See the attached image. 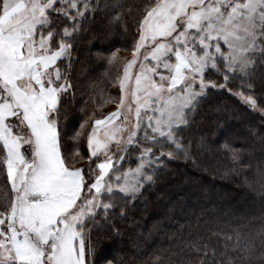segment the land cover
<instances>
[{
    "label": "snow or ice",
    "instance_id": "obj_1",
    "mask_svg": "<svg viewBox=\"0 0 264 264\" xmlns=\"http://www.w3.org/2000/svg\"><path fill=\"white\" fill-rule=\"evenodd\" d=\"M108 9L113 25L125 14L136 25L121 95L115 111L93 112L69 137L62 100L76 43L89 14ZM107 60L120 62L116 52ZM236 80L246 91L232 93ZM213 89L264 115V0H146L135 9L121 0H0V169L10 184L0 194V264H97L91 230L103 222L119 235L116 219L129 217L167 159L210 150L215 128L185 133L203 123ZM224 147L244 163V147ZM257 172L264 193V160ZM259 235L257 246L218 226L185 242L182 255L154 249L139 264H185V255L186 264H264V225Z\"/></svg>",
    "mask_w": 264,
    "mask_h": 264
},
{
    "label": "trees",
    "instance_id": "obj_2",
    "mask_svg": "<svg viewBox=\"0 0 264 264\" xmlns=\"http://www.w3.org/2000/svg\"><path fill=\"white\" fill-rule=\"evenodd\" d=\"M107 2L111 4L116 0ZM121 2L135 9L146 0ZM112 14L110 9L89 14L76 43L70 70L72 88L62 100L66 116L62 128L69 137L93 112L96 118L104 115L121 95L115 87L120 59L132 51L136 25L127 14L123 15L122 24L113 25ZM113 52L120 62H108L107 57ZM214 79L223 83L222 78ZM228 87L235 93L246 91L239 80L229 83ZM106 97L112 99L98 106ZM257 99L259 103L260 98ZM211 128H215V133L209 138L210 150L195 153L193 158L167 159L166 167L147 188L143 199L136 202L129 217L116 219L119 235L103 222L99 228L91 230L90 244L97 249V264H103L105 257L115 264H139L159 248L181 254L185 242L194 240L198 234L206 236L209 229L215 230L218 226L247 232L257 246L260 245L264 193L259 190L257 166L264 160V115L242 105L228 91L213 89L209 104L203 109V123L185 135L194 138L201 130ZM87 130L86 124L85 132ZM225 143L245 148L243 164L232 162ZM68 145L71 146L70 140ZM86 148L85 137L81 136V155H87ZM9 186L4 170L0 169V194L10 190ZM178 258L179 255L173 257ZM187 259L185 255V264Z\"/></svg>",
    "mask_w": 264,
    "mask_h": 264
},
{
    "label": "rangeland",
    "instance_id": "obj_3",
    "mask_svg": "<svg viewBox=\"0 0 264 264\" xmlns=\"http://www.w3.org/2000/svg\"><path fill=\"white\" fill-rule=\"evenodd\" d=\"M141 51H143V50H141ZM132 58V51L130 52V53H128V54H123L122 55V59H120L121 60V65H120V72H119V76L120 75H122V71H123V61L124 60H130ZM135 68L133 69V71L135 72ZM115 87H117L118 89H119V85H118V83L116 82V84H115ZM70 90V89H69ZM219 90V89H218ZM119 92H120V90H119ZM232 93H235L234 91H232ZM121 94V93H120ZM234 95V94H233ZM241 103H242V105H245V106H247L244 102H243V100L239 97V96H237V95H234ZM117 103H118V101L114 104V105H112L111 107H109L106 111H105V113H104V115H102V116H106V115H108L109 113H111L112 111H115L116 110V108H117ZM248 107V106H247ZM251 109V108H250ZM252 110V109H251ZM253 112H255V113H257L258 111H254V110H252ZM102 116H99L98 118H103ZM87 149V148H86ZM88 163H90V161L89 160H86V161H83V162H81L79 165H75L76 167H84L86 164H88ZM5 172V171H4ZM5 177H6V172H5ZM7 183L9 184V182L7 181ZM10 185V184H9ZM10 187V186H9ZM89 244H90V241H87ZM86 242V243H87Z\"/></svg>",
    "mask_w": 264,
    "mask_h": 264
}]
</instances>
